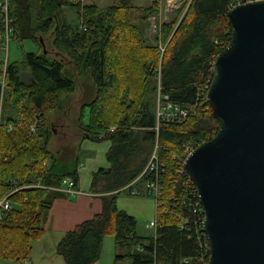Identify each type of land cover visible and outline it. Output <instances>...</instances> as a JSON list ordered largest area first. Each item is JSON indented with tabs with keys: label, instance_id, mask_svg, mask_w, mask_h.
Instances as JSON below:
<instances>
[{
	"label": "trees",
	"instance_id": "trees-1",
	"mask_svg": "<svg viewBox=\"0 0 264 264\" xmlns=\"http://www.w3.org/2000/svg\"><path fill=\"white\" fill-rule=\"evenodd\" d=\"M134 1L114 0L101 10L81 0H8L10 38L31 40L42 48V35L50 33L55 55L23 51L5 67L6 86L0 88V195H8L11 207L0 211V260L22 262L29 257L53 200L66 196L60 190L62 179L78 181L73 164L77 160L59 158L48 148L53 134L48 113L61 107V96L75 92L79 76L90 79L92 98L82 103L77 127L83 138L109 142V167L93 174L90 187L100 193L101 212L67 231L56 245L57 254L64 264H95L104 237L112 234L115 246L126 250L115 255L113 264H204V253L207 261L205 239L194 234L192 225L197 219L195 188L180 156L184 146L206 141L218 129L206 94L213 62L230 42L231 0H191L179 23L175 18L160 23L159 43L149 42L144 34L148 19L159 14V3L138 6ZM65 6L77 9L78 25L60 18ZM3 31L0 8V36ZM3 69L0 59V75ZM159 85L161 104L187 107L185 119L157 122ZM85 107L89 116L83 123ZM155 142L161 165L159 223L153 235L143 237L137 234V219L117 206V196L143 170ZM188 216L190 222L182 227Z\"/></svg>",
	"mask_w": 264,
	"mask_h": 264
},
{
	"label": "water",
	"instance_id": "water-1",
	"mask_svg": "<svg viewBox=\"0 0 264 264\" xmlns=\"http://www.w3.org/2000/svg\"><path fill=\"white\" fill-rule=\"evenodd\" d=\"M206 99L214 136L183 162L204 209L207 264H264V0L227 12Z\"/></svg>",
	"mask_w": 264,
	"mask_h": 264
},
{
	"label": "rangeland",
	"instance_id": "rangeland-1",
	"mask_svg": "<svg viewBox=\"0 0 264 264\" xmlns=\"http://www.w3.org/2000/svg\"><path fill=\"white\" fill-rule=\"evenodd\" d=\"M81 1L84 4H95L99 8H101V10L106 9L109 5H111L114 2V0H81ZM134 3L136 5L146 6L150 3V0H135ZM186 4L187 2H183L178 7H175L173 8V10H170L166 8L165 0H161V2L159 3L158 16L151 17L150 19H148L147 22L148 25L145 26L144 34L146 38L152 43L153 42L159 43V41L157 40H159L160 38V32H159L160 23L166 22V19L167 21L168 20L170 21L171 19L174 18L177 19L176 23H179L185 11L187 10ZM179 10L181 11L176 13ZM164 16H167V18L165 19ZM61 17H64L65 19L63 20L71 25H78L80 22L79 14L74 6L63 7V10L61 12ZM50 36H51L50 33L42 35L41 37L42 43H40L42 48H39V46L34 42H32L31 40L19 41L10 38L8 44L7 61L12 62L19 60L23 51L44 52L54 57L55 50L51 46ZM4 56H5L4 52L0 51L1 60H4ZM55 58L57 59L63 58L65 61H69V57L64 55H57ZM67 67L69 69H72V71L74 72L73 68L71 67V64H67ZM75 80L77 84L75 92H73L72 94L61 96V101H60L61 107L58 109L57 108L53 109L48 113V119L53 124V134L48 143V148L59 158L60 157L64 159L71 158L70 160L74 158V157L72 158L73 152L77 148V142L75 145V141H76L75 139H77L78 136L83 135L82 132H80L79 128L77 127L78 116L82 108L81 105L83 102L88 101L89 99L92 98L91 97L92 95L88 93V90L90 89L91 86V83L88 85L90 79L77 76ZM157 80H159V76H157ZM156 103H158V97H156ZM83 114L84 115L82 116V122L86 123L88 121V116H89L88 107L84 108ZM156 114H157V107H156ZM103 142L108 143V141H102L100 143ZM66 143L68 144L66 145ZM61 144L65 146H62ZM88 154L89 153L86 152L83 148H79V155L82 162L86 161L85 158L87 157ZM0 161H1V156H0ZM60 190H62V188H60ZM118 196L121 202L120 203L121 206L123 205L126 206V209L124 210H126L128 213L136 217L137 234L143 237H149L153 235L154 229L149 227L148 224L151 220L155 219L156 204H155L154 196L152 194H148L147 192L139 193L137 195L134 194L131 195L124 190L121 191ZM42 235L43 233L32 242L31 246H33V243L35 241H38L42 237ZM113 243H114V238L112 234L106 235L104 237V246H103L104 248L102 251V258L100 259V261H97L95 264H113L115 255L123 254L126 251L124 248L114 246ZM56 245L54 244L48 245L51 249L47 259V262L49 264H57L58 262L56 257H58L60 264L63 261V258L59 254H57ZM36 253L37 251L36 252L33 251L31 255L30 252L29 257L34 262V264H40ZM28 258L22 262H16L10 259H1L0 264H31Z\"/></svg>",
	"mask_w": 264,
	"mask_h": 264
},
{
	"label": "crops",
	"instance_id": "crops-1",
	"mask_svg": "<svg viewBox=\"0 0 264 264\" xmlns=\"http://www.w3.org/2000/svg\"><path fill=\"white\" fill-rule=\"evenodd\" d=\"M151 1L152 0H150V3ZM60 18L62 20L65 19L64 17ZM164 18L166 19L167 16H164ZM40 41H42V38L40 39ZM90 82L91 81L89 80L88 85L90 84ZM75 140V145L77 142V148L73 152L72 158L74 157L73 159L77 160L76 162L73 161V164H75L78 174V181L76 184L78 192L74 194L63 192L64 194H66L65 197H60L53 200L51 207L47 213V219L43 224V235L38 241H35L32 246L31 255L33 251H37L36 254L40 264H49L47 262L48 255L51 251L50 247L48 246L49 244L56 245V243H58L60 238L67 231L73 229L78 223L90 219L95 214L100 213L103 207L102 199L99 195L100 193L91 191L90 187L92 183L93 174L97 172L100 168L106 169L109 167V163L106 158V153L109 149L110 144L109 142L100 143L102 141H93L87 138H83V135L78 136ZM67 144L68 143H66V145ZM61 145L65 146L63 144ZM79 148H83L86 152L89 153L85 158V162H82V160L80 159ZM134 186H136V188L139 190V193L146 192L144 188V183H135ZM130 189L131 188L128 187V189H122L121 191L124 190L131 194V191H129ZM120 203L121 202L119 196H117V206L120 209H126V206H121ZM113 244L115 246V242ZM103 246L104 239L102 244V251L104 248ZM102 251L100 259L102 258ZM56 258L58 262L57 264H60L58 257ZM28 260L31 264H34L30 257L28 258ZM63 262L64 261H62L61 264H64Z\"/></svg>",
	"mask_w": 264,
	"mask_h": 264
},
{
	"label": "built area",
	"instance_id": "built-area-1",
	"mask_svg": "<svg viewBox=\"0 0 264 264\" xmlns=\"http://www.w3.org/2000/svg\"><path fill=\"white\" fill-rule=\"evenodd\" d=\"M167 1L168 2H172V1L175 2L174 4L171 5L172 8H175V7H178L180 4H182L183 2H187L186 6H188L191 0H167ZM252 1H256V0H231L229 5H228V11L230 9H232L233 7L239 5V4L252 2ZM8 7H9L8 0H1L0 1V8L2 9V11L4 13V31H3V34L0 36V38L2 40V44L0 46V51H3L5 54L3 74L0 76V88L1 89H3L6 86L4 72H5L6 61H7L8 44H9V40H10L9 33L11 32V28H10L11 20L8 19V16H7ZM231 36H232V31H231L230 39H231ZM207 89H208V87H207ZM158 92L159 93H158V103H157V122L160 119H167V120L178 119V120H180V119H185L188 116L189 110L187 107L173 105L170 102H166L165 105H162L160 102V97H159V95H161L160 94V85L158 86ZM162 98L167 100V95H163ZM207 103H208V101H207ZM10 128L11 127L9 126V129ZM31 130H34V128L31 127ZM197 145L190 144V145L184 146L182 155L180 156L181 157V163H182V169H183V162L185 160V157L189 153H191ZM158 147H159V144L157 142H155L154 147L152 149V152L150 154V157H149L145 167L143 168L141 173L137 176V178L134 179L132 182V183H134L137 180L144 178L145 176H149L145 179L146 191L148 192V194H152L156 199L159 195V193H158V176H159V173H160L159 171L161 168L159 158H158ZM183 171H184V169H183ZM189 179H190V177H189ZM190 181L192 183V186L195 188L194 193H195V197H196V200L194 203V207H195L194 211H195V217L197 216V219L192 222V225H194L196 228L194 234L196 236H203L204 237L205 244H206L207 250H208V243H207L206 234L204 232V227H203V220L205 217L204 209L200 203L196 187L193 184L191 179H190ZM62 183L64 185V190L66 193L74 194V193L78 192L77 188L75 187V181L72 179V177H70V176L64 177L62 179ZM131 192L133 194H137L138 189L133 188ZM7 196H4V197L0 196V210L1 209H8L10 207V203H9ZM157 216L158 215L156 214L155 219H153L149 222V225H148L149 227H151L153 229H155L157 227V224L159 223ZM189 222H190L189 216L185 217V219L183 218L182 227L183 226L186 227ZM188 229H191V226H189ZM207 254H208L207 261L206 260L204 261V258H203V256H205L206 254L204 253V255H202L201 260L203 261L204 264H207L209 261L208 251H207ZM183 261L186 262L187 259H183Z\"/></svg>",
	"mask_w": 264,
	"mask_h": 264
},
{
	"label": "bare ground",
	"instance_id": "bare-ground-1",
	"mask_svg": "<svg viewBox=\"0 0 264 264\" xmlns=\"http://www.w3.org/2000/svg\"><path fill=\"white\" fill-rule=\"evenodd\" d=\"M170 3H173V1H172V2H170Z\"/></svg>",
	"mask_w": 264,
	"mask_h": 264
}]
</instances>
